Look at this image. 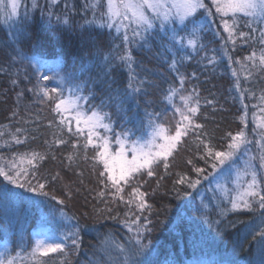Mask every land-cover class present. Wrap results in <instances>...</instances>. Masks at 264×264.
Returning <instances> with one entry per match:
<instances>
[{"label":"trees","instance_id":"trees-1","mask_svg":"<svg viewBox=\"0 0 264 264\" xmlns=\"http://www.w3.org/2000/svg\"><path fill=\"white\" fill-rule=\"evenodd\" d=\"M87 1L21 0L11 20L0 12V169L13 176L21 172L18 179L25 184L19 188L0 175V187L15 194L0 197V251L7 245L13 256L19 252L17 264H124V251L139 240L147 247L127 257V264H264L259 236L264 229V137L245 143L259 161L255 190L260 195L249 197L248 209L232 208L241 183L218 174L237 157L222 165L205 147L228 151L232 136H251V115L264 118L259 26L243 15L232 21L215 12V19L199 14L187 29L174 20L161 27L153 19L148 33L140 29L141 36H133L136 25L131 23L128 31L102 34L84 18ZM224 19L233 47L223 44ZM189 39L195 46L188 45ZM129 52L132 60L122 61ZM129 83L140 92L129 95ZM54 87L58 91L50 95ZM47 89L49 97L44 96ZM170 89L177 94L168 98ZM72 96L84 98L79 103L88 113L104 101L101 111L108 114L105 123L111 130L98 131L113 150L125 129L135 133L128 143L149 137L150 122L175 134L186 123L177 112L187 110L182 97L191 96L190 106L198 111L172 155L153 164V175L142 170L130 183L122 181L117 193L107 173L100 175L104 168L95 146L100 141L94 137L88 144V133L77 131L73 115L55 109L60 99ZM239 161L242 170L245 164ZM216 170L213 182L207 177ZM251 176L241 172L242 192ZM182 178L184 183H177ZM197 180L195 188L189 187ZM29 183L37 191H28ZM39 184L45 185L46 196ZM134 187L149 205L144 210L137 206ZM42 228L64 240L63 252L31 256L36 230ZM74 233L78 247L72 244Z\"/></svg>","mask_w":264,"mask_h":264},{"label":"snow or ice","instance_id":"snow-or-ice-1","mask_svg":"<svg viewBox=\"0 0 264 264\" xmlns=\"http://www.w3.org/2000/svg\"><path fill=\"white\" fill-rule=\"evenodd\" d=\"M212 5L215 7L217 14H220L222 17L231 16L233 21L239 18L238 14H242L244 17H248L251 20L264 23V0H212ZM6 7L11 9L10 12L5 13L7 20H11L13 17L17 16L18 4L16 0H10L8 5H4L2 0H0V12L4 11ZM173 9H182V11L176 12V19L179 24L184 25V29H187L189 24H195L197 22L199 18V10H207L205 0H183V2L179 4H177L175 0H173L171 4H168L167 0H119L118 3L115 2V0H107V26L113 27V21L122 18V20H128L131 24L136 25V29L133 30L134 37L141 36L140 29H142L144 33H148L153 27V19L159 20L161 27H163L165 22L172 23ZM148 13L152 14L151 17ZM189 17H191V19H188ZM223 24L224 30L229 32V36H231L228 19H224ZM125 28L127 31L128 26H125ZM202 30V28L199 29V31ZM197 31V29H193L192 35H195ZM261 32L262 35H264V30H261ZM240 35L243 36L244 33H241ZM127 40L128 37L125 35V41ZM187 43L189 46H195L196 41L195 39H189ZM261 43L264 44V40H261ZM121 59L122 61H131V53H126ZM260 62L264 64V54L260 56ZM42 78L44 80L50 79L47 75ZM61 80H63V78H61ZM128 89L129 95L139 93L141 90L139 87L133 88L131 83L128 84ZM43 91L44 96L49 97V91ZM57 91L58 88L54 87L51 89L52 93H56ZM176 94L177 93L174 89H170L168 98H171ZM53 99L55 98L53 97ZM81 99L84 98L72 96L60 99L55 104V109L58 111L74 113L73 118L77 123V131L81 133L84 129L88 131V144H94L93 137H95L97 141H103L102 143L95 144V146L99 148L97 158L100 163L103 164L104 168V171H102L100 175L103 177L105 173H107V180L111 182V185L114 188H116L117 193L122 191V188L120 187L122 181L126 184L130 183L135 174L140 173L142 170L146 169L149 177L153 175V164L161 159L166 161L168 157L172 155L182 136L187 134L188 127L193 123L192 117L195 116L198 111L196 106H190L192 101L191 96L182 97L187 113H190V115L177 108V112L181 116L182 121L186 123L178 125L174 135H162L164 130L159 125L154 124V122H150L149 127L152 128L150 139L146 140L143 144H141L139 140H132L129 143H125L128 141L129 135L135 134L131 130L125 129L124 134H117L116 136V142L120 144V148L113 155L110 151L111 146L108 142V138L101 136L98 131V129H104L105 131L111 130L110 124L105 123V120L109 119L108 114L101 111L104 101H101V105L98 106L96 110L88 113L80 108L79 101ZM81 124L84 125V129H81ZM196 127H200V125H196ZM17 131L20 130L17 129ZM159 140H162L163 142L160 143L158 142ZM16 143H20V141L17 139ZM57 143H60V141H57ZM245 143L244 133L240 132L232 136L231 142L228 144V151H215L213 153V150L208 145H205V147L208 149V155L210 157L214 155L215 160L223 165L226 161H231V158L241 148V145ZM127 151H131V159H127L125 155ZM37 155L38 154L33 153V158H37ZM39 158L43 159L42 156ZM69 159L71 158L69 157ZM117 161L120 162L118 169L115 167ZM28 163L31 164L32 160L30 159ZM165 166L167 167V165ZM12 167L15 168V165ZM212 167L215 169L216 164H213ZM195 171L200 173L202 169L197 168ZM221 171H223V169ZM21 174V172L17 171L16 175L13 176L10 171L0 169V175L4 177V180L7 181L8 184L16 185L19 188H25V184L20 183L18 179ZM244 174H251L252 179L247 183L243 192H241L236 199L232 200L233 209L250 208L251 201L249 197L260 195V193L255 190L257 187L255 173H250L249 169L246 167ZM177 183H184V179L182 178L180 181H177ZM198 183L199 180L191 182L189 183V187L195 188ZM38 188L42 195H47V193L44 192V184H39ZM27 190L35 192L37 191V188L32 187L29 183ZM132 194L135 200L139 201L137 206L140 210L149 207V205L143 200L144 194L139 192L138 188L134 187L132 189ZM12 195L15 194L11 193V190L6 186L0 187V197L7 200ZM52 199H56V197L53 196ZM59 203L62 204L63 201L61 200ZM260 207L264 209V195H260ZM137 235H139V232ZM259 236L261 243H264V229L260 230ZM73 237L75 238H72V244L78 247V234L74 233ZM18 247H20V245H18ZM64 247V240L57 241L55 238L51 237L37 239L32 247L31 256L46 257L49 253L63 252ZM122 247L124 246L117 245V248ZM145 247L147 246L141 244L139 240H137L135 245L126 248V251L123 253L126 257L124 264H127V257L141 255ZM19 259L20 253L17 252L16 256H13L7 245H5L3 251H0V264H17ZM117 264H119V262H117ZM132 264H137V262L133 261Z\"/></svg>","mask_w":264,"mask_h":264},{"label":"rangeland","instance_id":"rangeland-1","mask_svg":"<svg viewBox=\"0 0 264 264\" xmlns=\"http://www.w3.org/2000/svg\"><path fill=\"white\" fill-rule=\"evenodd\" d=\"M54 1H56V0H52L51 3H53ZM2 2H3L4 5H8L9 2H10V0H2ZM16 2H17L18 7H19V5L21 3V0H16ZM115 2L118 3L119 0H115ZM172 2H173V0H167V3L168 4H171ZM175 2L177 4H179V3H182L183 0H175ZM66 3H67V0H64V4H66ZM205 4H206L207 10H199V14H201V15H203L205 17H208V18L209 17H212V18L215 19L217 13L215 14V12H216L215 10L216 9L212 5V0H205ZM83 7H85V11H86V15L84 16L85 20L89 21L91 23L92 27L94 26L93 28L95 30H97V31H100L102 34L105 33L106 31H108L109 29H113V30L118 31L119 28H122V29L126 30L125 26H129V24H130V21H128V20H122V18H119V19H116V20L113 21V24H114L113 27H108L107 26V15H106L107 14V0H88L87 1V5H84L83 4ZM10 11H11V9L9 7H6L4 9V12L5 13L10 12ZM177 11H182V9H173L172 20H174L177 24H179L178 21H177V19H176V12ZM209 13H211V14H209ZM148 14L151 17L152 14L151 13H148ZM238 15H241L242 16V14H238ZM188 19H191V17H189ZM231 20H232V18H231ZM251 21L252 22H255L259 26V29H260L259 32L261 33V34L259 33V36H260V41L259 42L261 43V40H264V35H262V32H261V30H264V23H261V22L255 21V20H251ZM117 26H118V29H117ZM231 26H232V24H231ZM128 28H127V31H128ZM229 29H230V26H229ZM220 31L222 33V35H221L222 36V39L224 40L223 44L226 45V42L228 41L229 44L232 43L231 45L233 47V44L235 43V41L232 42V39L229 40L230 39L229 32H226L224 30V24H223V22L220 25ZM230 31H231V29H230ZM231 35H232V33H231ZM227 37H228V40H227ZM261 46H262V48H260V51H259V54L260 55L264 54V44L261 43ZM234 66H235L234 67L235 73L238 75V68H237L238 66H236V65H234ZM47 90L50 92L49 89H47ZM50 95H53L52 92H50ZM66 98H68V97H66ZM79 105H80V108L84 111V109L82 108V104L79 103ZM182 111L185 112L186 114H188L187 113V110H182ZM70 114L74 116V113H70ZM249 118H250V128H251V130H250L249 133H250L251 136H249L248 138H246L245 141L250 143V142H253V140H256V138H257V141H256V144H257L258 141H259V139H261V138L264 137V126H262V125H264V118H262V119L260 118L258 120L255 117H253V115H251V117H249ZM80 127L82 129H84V125L83 124H81ZM162 129L164 130L162 132V135H174L172 132H167V130H165L164 128H162ZM84 130L88 133V131L86 129H84ZM260 132L262 133V135H261ZM93 139H94V137H93ZM148 139H150V136L147 137V138H145V140L140 141V143L143 144ZM102 142L103 141H100V143H102ZM158 142L162 143L163 141L162 140H159ZM125 143H128V142L126 141ZM110 146H111L110 147V151H111V153L113 155L120 148V144L117 145V146H115L114 150H113L111 144H110ZM252 149H253V147L252 148H246L245 147V144H242L241 145V148L233 156V157H237L236 160H234V162L228 164L229 165L228 168H225L224 167V168H222L223 171H220L218 173L219 175L222 174V173H224V174H226L229 177L232 176L234 181H238V182L241 183V185H238V187H237V191H236V193H237L236 195L237 196H236V198L242 192L241 172L243 173L245 171V168L246 167L249 169V171H250V169H252V171H250V173L255 171L254 173H255V177H256V184H257V187L258 188L260 187V185L258 183L259 182L258 181L259 178H258V171H257L259 164H255L256 162H259V161L256 160L257 153H255V150L254 149L252 150ZM125 155H126L127 159H131L132 153H131V151H127L125 153ZM239 158H241L242 161H244V164H245L242 170H240V161H239ZM228 162L229 161H226L225 164H227ZM119 163L120 162L117 161L116 164H115V167L117 169L119 168ZM252 167H254V168H252ZM217 171L218 170L212 172V174L209 175L207 178L208 179H211L214 182L216 180V176L218 175L217 174ZM215 174H217V175L214 176ZM251 178H252V176H251ZM258 191H259V189H258ZM67 210L68 211H71V212H74L73 209L70 210L68 208ZM66 212L67 211H64L63 213H60V215L62 217H64L65 214H66ZM67 225L68 224L66 222H64V220H63V224H62L63 228L65 226H67ZM36 231H38L37 239H44L46 237H51V238H55L57 241L63 240L62 238H60L59 236H57L55 233H53L52 231L48 230V228H42V229L36 230Z\"/></svg>","mask_w":264,"mask_h":264}]
</instances>
